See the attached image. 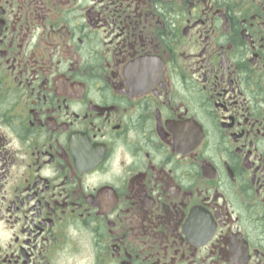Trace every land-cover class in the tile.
<instances>
[{"label":"flooded vegetation","instance_id":"flooded-vegetation-1","mask_svg":"<svg viewBox=\"0 0 264 264\" xmlns=\"http://www.w3.org/2000/svg\"><path fill=\"white\" fill-rule=\"evenodd\" d=\"M0 264H264V0H0Z\"/></svg>","mask_w":264,"mask_h":264}]
</instances>
